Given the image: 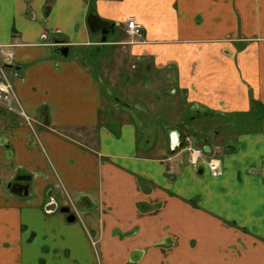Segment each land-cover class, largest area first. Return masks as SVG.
I'll return each instance as SVG.
<instances>
[{"label": "crops", "instance_id": "1", "mask_svg": "<svg viewBox=\"0 0 264 264\" xmlns=\"http://www.w3.org/2000/svg\"><path fill=\"white\" fill-rule=\"evenodd\" d=\"M130 18L143 35L119 39ZM98 20L114 25L105 41ZM109 47L174 70L191 118L238 129L192 137V157L179 128L162 145L135 122L99 124L89 58ZM7 57L26 114L50 128L0 106V264H264V0H0ZM20 168L28 195L9 188Z\"/></svg>", "mask_w": 264, "mask_h": 264}, {"label": "rangeland", "instance_id": "2", "mask_svg": "<svg viewBox=\"0 0 264 264\" xmlns=\"http://www.w3.org/2000/svg\"><path fill=\"white\" fill-rule=\"evenodd\" d=\"M116 35L119 39L129 38L124 30ZM71 54H75L73 50ZM89 59L101 84L99 124L109 121L107 126L114 132L119 128L120 122L132 121L142 135V141L150 139L153 144L156 137L158 142L164 145L171 129L179 128L182 133L195 139L201 138L207 132L215 136L216 131H219L220 135L216 138L221 140L239 127L229 121H221V117L209 119L201 115L197 119L191 118L197 112L186 101L182 91H174V70H157L150 60L140 61L131 57L128 51L124 53L114 47L104 48L100 52L92 49ZM19 74L21 77L17 80L24 81L25 76L20 71ZM0 106L5 108L1 104ZM13 111L25 119L26 124L37 136L40 127L50 128L45 124L43 126L32 116L22 115L19 108ZM68 134L70 137L76 136L70 130L64 132L63 137Z\"/></svg>", "mask_w": 264, "mask_h": 264}, {"label": "built area", "instance_id": "3", "mask_svg": "<svg viewBox=\"0 0 264 264\" xmlns=\"http://www.w3.org/2000/svg\"><path fill=\"white\" fill-rule=\"evenodd\" d=\"M143 25L136 20L130 18L126 22V32L133 37H141L143 35ZM20 74L14 66L9 57L0 61V104L9 108L10 110L20 109L22 115L26 116V112L22 107L17 93L16 80L19 79ZM24 80V77H22ZM186 148L191 151L192 157L204 153L201 147H194L193 140L190 137L186 139Z\"/></svg>", "mask_w": 264, "mask_h": 264}, {"label": "water", "instance_id": "4", "mask_svg": "<svg viewBox=\"0 0 264 264\" xmlns=\"http://www.w3.org/2000/svg\"><path fill=\"white\" fill-rule=\"evenodd\" d=\"M97 27L98 29L101 31L102 33V40L105 41L106 40V37H107V34H109L110 32H112L114 30V25L113 24H109L108 22L106 21H103V20H98L97 21ZM61 56L63 57H68L69 56V52H70V47L68 45H63V46H60L58 48V51H57ZM209 148L205 147V150H208ZM17 180H21V181H29L32 179V177L30 175H28L26 173V171L24 170H19V175L17 176L16 178ZM28 186L27 185H22V184H19L18 185V189L19 190H16L19 194H22L23 191L25 194H27L28 190H27ZM61 212L63 213H68L69 212V208L68 207H62L61 208ZM76 219L75 215L73 214H69L67 216V220L69 222H73L74 220Z\"/></svg>", "mask_w": 264, "mask_h": 264}, {"label": "flooded vegetation", "instance_id": "5", "mask_svg": "<svg viewBox=\"0 0 264 264\" xmlns=\"http://www.w3.org/2000/svg\"><path fill=\"white\" fill-rule=\"evenodd\" d=\"M144 28V27H143ZM174 89V88H173ZM177 89L175 88L174 89V91H176ZM172 130V129H171ZM170 130V131H171ZM176 130V129H175ZM174 130V131H175ZM172 132V131H171ZM187 137H190L191 139H192V137L191 136H189V135H182V138H180V139H178L177 141L179 142V144H180V147H184V146H186V143H187V141H186V139H187ZM176 140V139H175ZM176 141V142H177ZM176 148L174 147L173 148V150H175ZM203 149V148H202ZM22 168H20L19 170H21ZM19 170H18V172H17V175L15 176V178H14V180H12L10 183H9V188H10V190L13 192V193H15V194H17V195H20V196H23V195H28L29 194V187H30V182H31V180H29V181H21V180H17L16 178H17V176L19 175ZM22 170H24V171H26L25 169H22ZM26 173L28 174V175H30L31 177H32V175L31 174H29L27 171H26ZM19 184H22V185H27L28 186V188H27V190H28V192H27V194H25L24 193V191H23V193L22 194H19L16 190H19L18 189V185ZM64 207H68L69 208V212L68 213H65L67 216L69 215V214H73V215H75V217L77 218V215H76V213H77V211H78V206H77V203L72 199V198H69L68 199V202H67V204L64 206Z\"/></svg>", "mask_w": 264, "mask_h": 264}]
</instances>
